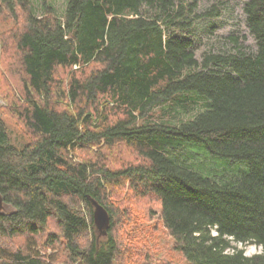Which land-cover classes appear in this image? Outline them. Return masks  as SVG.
<instances>
[{
  "label": "trees",
  "instance_id": "1",
  "mask_svg": "<svg viewBox=\"0 0 264 264\" xmlns=\"http://www.w3.org/2000/svg\"><path fill=\"white\" fill-rule=\"evenodd\" d=\"M193 6L65 0L58 14L41 0L37 14L33 0H0V16L6 8L16 20L8 36L23 81L22 97L0 105V194L10 205L0 211V264H129L116 232L129 206L112 199L126 183L159 200L185 264H264V0L243 4L255 52L200 60L187 35ZM63 68L80 76L63 84ZM185 96L202 102L193 117L153 118ZM6 117L23 123L25 143L9 141ZM119 143L139 161L111 167ZM199 153L236 167L203 170ZM90 197L110 216L105 236Z\"/></svg>",
  "mask_w": 264,
  "mask_h": 264
},
{
  "label": "rangeland",
  "instance_id": "2",
  "mask_svg": "<svg viewBox=\"0 0 264 264\" xmlns=\"http://www.w3.org/2000/svg\"><path fill=\"white\" fill-rule=\"evenodd\" d=\"M50 1L58 14H61L65 0ZM245 0H185L193 3L190 12L195 20L188 30V37L192 38L199 48L196 57L200 60L204 53L225 52H255L256 42L250 34L246 15L243 10ZM35 13H41V0H33ZM197 15V16H195ZM19 23V22H18ZM17 27L16 20L6 8L0 16V105L8 106L22 97L21 73L18 56L11 44L9 34ZM61 81H67L69 74L80 76L76 68H63L58 71ZM185 104V106H184ZM199 99L192 100L184 97L176 104L166 103L157 106L154 119L178 122L193 117L202 108ZM8 128L9 141L17 146L25 143L23 123L15 122L12 118H5ZM10 119V120H9ZM108 162L111 167H119L129 162H138L140 157L128 145L119 143L109 151ZM196 160L203 170L228 173L236 165L217 162L199 153ZM194 158H189L188 163ZM138 160V161H137ZM112 199L122 207H128L129 214L121 225H117L118 238L126 249L124 256L129 264H185L181 254L173 249V238L162 224L159 200L152 195H138L130 190L127 183L123 189L113 193ZM2 211L8 210L10 205L2 203ZM116 229V228H115ZM19 243V241H17ZM233 246L243 248L246 255L260 253L261 246L232 242ZM253 246L254 249L249 247ZM231 249H229L230 251ZM150 260V262H149ZM153 260V261H152ZM123 264H128L124 262Z\"/></svg>",
  "mask_w": 264,
  "mask_h": 264
},
{
  "label": "water",
  "instance_id": "3",
  "mask_svg": "<svg viewBox=\"0 0 264 264\" xmlns=\"http://www.w3.org/2000/svg\"><path fill=\"white\" fill-rule=\"evenodd\" d=\"M89 200L93 207L92 217L94 226L100 236H105L110 224V216L107 210L97 200L92 197H90ZM2 203L3 199L2 195L0 194V211L3 207Z\"/></svg>",
  "mask_w": 264,
  "mask_h": 264
},
{
  "label": "bare ground",
  "instance_id": "4",
  "mask_svg": "<svg viewBox=\"0 0 264 264\" xmlns=\"http://www.w3.org/2000/svg\"><path fill=\"white\" fill-rule=\"evenodd\" d=\"M249 248H250L251 250H252V249H254V247H253V246H251V247H249Z\"/></svg>",
  "mask_w": 264,
  "mask_h": 264
},
{
  "label": "built area",
  "instance_id": "5",
  "mask_svg": "<svg viewBox=\"0 0 264 264\" xmlns=\"http://www.w3.org/2000/svg\"><path fill=\"white\" fill-rule=\"evenodd\" d=\"M228 250V249H227Z\"/></svg>",
  "mask_w": 264,
  "mask_h": 264
}]
</instances>
